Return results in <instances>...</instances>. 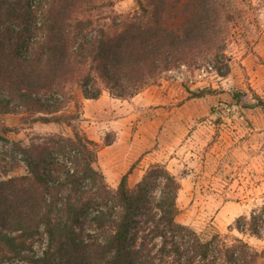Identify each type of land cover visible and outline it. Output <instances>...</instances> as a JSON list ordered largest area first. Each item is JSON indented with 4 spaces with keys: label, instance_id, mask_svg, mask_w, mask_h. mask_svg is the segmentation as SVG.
<instances>
[{
    "label": "trees",
    "instance_id": "1",
    "mask_svg": "<svg viewBox=\"0 0 264 264\" xmlns=\"http://www.w3.org/2000/svg\"><path fill=\"white\" fill-rule=\"evenodd\" d=\"M135 2L136 10L123 14L114 0H0V112L23 124L71 130L26 145L11 141L27 173L0 180V264L264 259V249L241 237L205 235L177 222L180 182L163 163L149 164L130 187L132 164L111 187L97 163V143L77 124L81 98L95 100L106 91L127 99L182 65L213 61L220 76L229 73L226 24L235 10L229 0ZM209 91L187 89L192 97ZM0 140L9 141L1 134ZM234 228L264 239V204L238 217Z\"/></svg>",
    "mask_w": 264,
    "mask_h": 264
},
{
    "label": "rangeland",
    "instance_id": "2",
    "mask_svg": "<svg viewBox=\"0 0 264 264\" xmlns=\"http://www.w3.org/2000/svg\"><path fill=\"white\" fill-rule=\"evenodd\" d=\"M229 1L235 10L226 24V76L213 61L182 65L127 99H111L106 91L95 100L81 98L77 124L97 143V163L111 187L132 164L130 187L149 164L163 163L180 182L177 222L264 249V239L234 228L238 217L264 204V0ZM113 8L132 13L137 4L114 0ZM187 89L211 91L192 97ZM4 127L15 130L3 134ZM49 133L71 130L58 123L23 124L18 115L0 112V134L9 140H0V180L27 173L11 141L26 145Z\"/></svg>",
    "mask_w": 264,
    "mask_h": 264
},
{
    "label": "crops",
    "instance_id": "3",
    "mask_svg": "<svg viewBox=\"0 0 264 264\" xmlns=\"http://www.w3.org/2000/svg\"><path fill=\"white\" fill-rule=\"evenodd\" d=\"M111 99H115V98H112V97H110ZM87 100V99H86ZM115 100H118V99H115ZM120 101V100H119Z\"/></svg>",
    "mask_w": 264,
    "mask_h": 264
}]
</instances>
